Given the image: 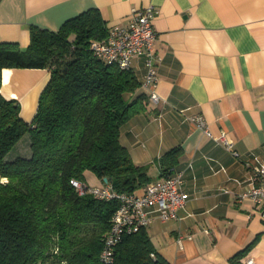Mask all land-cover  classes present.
<instances>
[{
    "label": "crops",
    "instance_id": "crops-1",
    "mask_svg": "<svg viewBox=\"0 0 264 264\" xmlns=\"http://www.w3.org/2000/svg\"><path fill=\"white\" fill-rule=\"evenodd\" d=\"M147 5L157 8L158 114L133 116L120 141L134 163L147 165L149 181L164 176L159 157L181 146L175 168L184 171L187 198L176 219L146 227L149 238L170 264H264V218L252 201L236 199L255 184L254 159L264 161V0H0V42L25 48L31 26L57 30L88 8L106 27L126 25L132 10ZM132 69L142 76L141 58ZM47 79L45 68H4L0 91L30 120ZM24 105L33 106L29 115ZM196 113L214 137L226 132L238 157L189 121ZM14 147L13 157L29 156L28 135ZM83 176L104 184L89 170Z\"/></svg>",
    "mask_w": 264,
    "mask_h": 264
},
{
    "label": "trees",
    "instance_id": "trees-1",
    "mask_svg": "<svg viewBox=\"0 0 264 264\" xmlns=\"http://www.w3.org/2000/svg\"><path fill=\"white\" fill-rule=\"evenodd\" d=\"M106 33L100 11L88 8L57 30L31 26L25 48L0 42V85L4 68L48 71L30 120L0 91V264H170L146 228L123 236L110 263L100 261L118 201L79 194L70 182H84L86 170L119 192L150 180L147 165L133 162L120 133L133 116L151 118L158 109L133 69L92 54L90 40ZM25 134L29 156L6 158ZM182 153L174 146L159 157L164 175Z\"/></svg>",
    "mask_w": 264,
    "mask_h": 264
},
{
    "label": "built area",
    "instance_id": "built-area-1",
    "mask_svg": "<svg viewBox=\"0 0 264 264\" xmlns=\"http://www.w3.org/2000/svg\"><path fill=\"white\" fill-rule=\"evenodd\" d=\"M157 14L154 5L134 9L126 25L107 27L103 39H91L89 48L92 54L107 64H115L120 69H132L133 59H142L143 74L140 82L147 89L153 103L158 102L156 92L158 83L157 62L155 51L157 33L153 19ZM194 126L203 134L221 143L234 157H238L232 139L221 130L218 136H213L208 123L201 113L189 117ZM252 179L255 184L236 195L241 201L248 199L254 203L261 218H264V161L254 159L251 165ZM71 184L79 194L90 193L100 200H117L118 205L110 218V225L103 236L100 261L110 263L113 260L114 246L123 236L146 228L154 219L162 221L178 217V210L186 203L184 190V171L174 168L163 177L148 181L144 186L132 192H119L107 182L100 186H91L78 179H71ZM248 258L245 264H253Z\"/></svg>",
    "mask_w": 264,
    "mask_h": 264
},
{
    "label": "rangeland",
    "instance_id": "rangeland-1",
    "mask_svg": "<svg viewBox=\"0 0 264 264\" xmlns=\"http://www.w3.org/2000/svg\"><path fill=\"white\" fill-rule=\"evenodd\" d=\"M23 110H24V112H26L27 115H29V114L31 113V111L33 110V106L28 107V105H26V106L24 105V106H23ZM16 150H17V148H16V147H13V148L11 149V151L7 154V157H8V158L13 157L14 154H15V152H16Z\"/></svg>",
    "mask_w": 264,
    "mask_h": 264
},
{
    "label": "water",
    "instance_id": "water-1",
    "mask_svg": "<svg viewBox=\"0 0 264 264\" xmlns=\"http://www.w3.org/2000/svg\"><path fill=\"white\" fill-rule=\"evenodd\" d=\"M103 182H107V179L106 178H103Z\"/></svg>",
    "mask_w": 264,
    "mask_h": 264
}]
</instances>
